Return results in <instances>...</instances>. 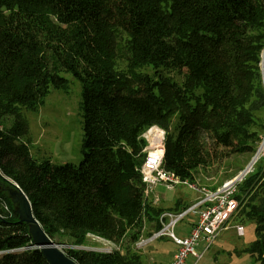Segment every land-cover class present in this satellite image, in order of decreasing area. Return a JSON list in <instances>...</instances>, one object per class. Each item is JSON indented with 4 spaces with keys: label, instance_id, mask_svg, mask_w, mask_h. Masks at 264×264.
<instances>
[{
    "label": "trees",
    "instance_id": "16d2710c",
    "mask_svg": "<svg viewBox=\"0 0 264 264\" xmlns=\"http://www.w3.org/2000/svg\"><path fill=\"white\" fill-rule=\"evenodd\" d=\"M263 51L264 0H0V264H49L19 221L8 180L80 264H145L136 243L163 228L164 212L191 204L149 199L143 133L164 129L163 167L191 181L221 157L254 155L264 134ZM62 73L82 87L79 164L36 160L30 149L24 110L68 90ZM234 196L244 203L239 221L256 225L243 251L264 264V157ZM89 233L123 252L80 248Z\"/></svg>",
    "mask_w": 264,
    "mask_h": 264
},
{
    "label": "rangeland",
    "instance_id": "374dc122",
    "mask_svg": "<svg viewBox=\"0 0 264 264\" xmlns=\"http://www.w3.org/2000/svg\"><path fill=\"white\" fill-rule=\"evenodd\" d=\"M126 37V35H123L121 43L124 52L126 51L124 41ZM263 54L264 51L262 52V55ZM262 65L264 66L263 62L261 63V69ZM126 66L127 60L123 55L119 61V68L125 70L127 68ZM141 72L150 75L154 74L153 69L150 67L141 69ZM262 73L264 81L263 69ZM62 75L67 77L70 81L68 90L52 89L46 102L38 111L24 110L30 125V149L36 160L50 159L51 163L56 164H63L66 162L79 164L83 159L81 146L84 134L83 111L80 108L82 87L80 81L70 73H62ZM168 76L178 82L184 80L183 75L178 72L169 73ZM176 123L177 118H174L171 131H174ZM159 128V126H153L143 133V138L147 142L146 147L149 146L147 135ZM150 129L152 130L149 131ZM164 132L166 137V131L164 130ZM263 139L258 149L262 145ZM253 156L254 155L248 152L243 154H232L230 157H221L220 160L215 161L210 166H200L195 171V178L192 182H196L199 186L207 187L210 190L219 188L223 186L225 182L234 180L237 175H239L240 171L251 162ZM252 167L253 165L250 167L251 171L253 170ZM157 197H159L158 201ZM198 197L199 194L197 192L182 184L172 190L166 189L163 185H158L155 191L151 193L149 199L152 198L155 204L161 206L162 204L166 205V203H172L171 205H173L178 198L183 199L184 202L193 204L198 200ZM181 204L183 203L181 202ZM240 207L241 212L244 203L240 202ZM192 217H197L194 211H190L177 223L174 231L178 236L184 237L189 234L192 226ZM240 223H242L245 228L244 236H238L234 228L228 227L224 229L219 234L210 250L206 252L204 257L197 264H260L248 252L243 251L256 240V225L250 220H240ZM231 224L235 225L236 222H232ZM157 232H154L153 235L149 237H147V235L142 236L135 245V248L141 254L145 264H169L177 248V245L169 235L165 234L161 238H156ZM59 244L64 250L70 248V245ZM203 244L204 242H201L196 246V252H200L203 249ZM80 248L104 252H110L112 250L123 252V249L113 241L93 233L87 234V244ZM22 250L23 249H19L14 252ZM0 255H2V253H0ZM195 261L196 258L194 254H191L186 264H195Z\"/></svg>",
    "mask_w": 264,
    "mask_h": 264
},
{
    "label": "built area",
    "instance_id": "2783aa9c",
    "mask_svg": "<svg viewBox=\"0 0 264 264\" xmlns=\"http://www.w3.org/2000/svg\"><path fill=\"white\" fill-rule=\"evenodd\" d=\"M147 140L149 146L145 147L147 155L141 168L143 181L146 183V193H153L158 185H163L166 189L172 190L184 184L199 194L198 200L191 204L186 211L180 213L164 212L160 216L163 228L157 232L156 238L166 234L177 245L169 264H186L191 254H194L195 264H197L210 250L219 234L228 227L234 228L238 236L245 235L244 225L238 220L241 209L240 201L234 195L237 190V183L251 171L250 167L254 166L259 158L264 157V146L262 153H260L261 156L259 155L255 161L253 160L246 166V170H241L234 180L225 182L223 186L216 190H210L189 179H182L163 167L165 153L164 130L159 128L150 133L147 135ZM190 211L195 212L197 221L191 226L188 235L178 236L174 231L175 226ZM232 222H236V224L232 225ZM201 242H204V247L200 252H196V246Z\"/></svg>",
    "mask_w": 264,
    "mask_h": 264
},
{
    "label": "water",
    "instance_id": "95a60500",
    "mask_svg": "<svg viewBox=\"0 0 264 264\" xmlns=\"http://www.w3.org/2000/svg\"><path fill=\"white\" fill-rule=\"evenodd\" d=\"M263 58L264 54L262 55V62L264 63ZM262 69L264 70L263 65ZM258 151L259 149H257L253 158L257 155ZM246 168L247 167H245L244 170H246ZM8 181L12 184V188L8 191V196L18 215L19 221L28 224L29 232L33 239V246L41 249L49 264H80L76 259L66 253L58 242L53 240L46 233L38 219L34 216L32 205L24 191L15 182L11 180Z\"/></svg>",
    "mask_w": 264,
    "mask_h": 264
},
{
    "label": "bare ground",
    "instance_id": "6f19581e",
    "mask_svg": "<svg viewBox=\"0 0 264 264\" xmlns=\"http://www.w3.org/2000/svg\"><path fill=\"white\" fill-rule=\"evenodd\" d=\"M263 146H264V141L262 142V145L260 146L257 155L253 158L254 161L259 157V155H260V153H261V150H262ZM185 211H186V210H185ZM163 236H164V235H162L161 237H163ZM161 237H160V238H161Z\"/></svg>",
    "mask_w": 264,
    "mask_h": 264
},
{
    "label": "crops",
    "instance_id": "0c3cea01",
    "mask_svg": "<svg viewBox=\"0 0 264 264\" xmlns=\"http://www.w3.org/2000/svg\"><path fill=\"white\" fill-rule=\"evenodd\" d=\"M158 198V200H159V197H157ZM158 203H160V202H158ZM172 204V203H171ZM171 204H169V203H166V205H164L163 204V206H170ZM197 221V217L195 218V217H192V220H191V225H193L195 222ZM172 258V257H171ZM170 261V260H169Z\"/></svg>",
    "mask_w": 264,
    "mask_h": 264
}]
</instances>
